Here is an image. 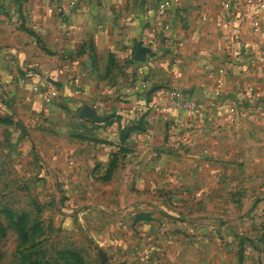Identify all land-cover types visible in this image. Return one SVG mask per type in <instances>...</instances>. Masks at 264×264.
I'll use <instances>...</instances> for the list:
<instances>
[{
  "label": "crops",
  "instance_id": "1",
  "mask_svg": "<svg viewBox=\"0 0 264 264\" xmlns=\"http://www.w3.org/2000/svg\"><path fill=\"white\" fill-rule=\"evenodd\" d=\"M157 2L0 0V85L50 73L52 103L37 95L17 100L37 111L75 117L82 105L112 116L110 124H98L80 110L88 134L82 138L81 127L64 125V140L45 146L63 157L62 179L88 182V198H95L88 207L99 205L102 181L117 182L121 190L119 181L138 178L141 166L156 179L180 181L182 190L195 174L203 197L234 196L241 188L252 201L245 218L246 264H264V9L256 27L237 15L226 20L225 0H173L165 19ZM220 77L222 98L238 107L233 118L211 97ZM144 80L152 90L150 123L145 132L134 127L128 140H120L142 116L137 107ZM172 88L205 102L204 110L163 115L154 105L163 103L161 90Z\"/></svg>",
  "mask_w": 264,
  "mask_h": 264
},
{
  "label": "rangeland",
  "instance_id": "2",
  "mask_svg": "<svg viewBox=\"0 0 264 264\" xmlns=\"http://www.w3.org/2000/svg\"><path fill=\"white\" fill-rule=\"evenodd\" d=\"M37 76L0 85V264H226L230 253V264H246L250 228L245 218L252 201L241 192L244 181H238L234 196L203 197L195 174L182 190L180 181L156 179L141 166L138 178L119 181L121 190L117 182L102 181L99 205L88 207V199L95 200L88 198V182L62 179L63 157L45 147L64 140V125L81 127L82 138L88 134L77 116L83 106L74 117L18 101L37 95L52 103L45 100L54 92L52 75ZM43 76L49 78L36 90ZM142 90L146 98L152 92ZM141 114L120 140H128L134 127L147 130L148 114ZM106 116L95 123L110 124L112 116ZM120 153L121 148L109 170ZM162 154L157 157L163 159Z\"/></svg>",
  "mask_w": 264,
  "mask_h": 264
},
{
  "label": "built area",
  "instance_id": "3",
  "mask_svg": "<svg viewBox=\"0 0 264 264\" xmlns=\"http://www.w3.org/2000/svg\"><path fill=\"white\" fill-rule=\"evenodd\" d=\"M173 8V0H158L157 13L160 18H167ZM264 9V0H225L223 3L224 18L229 20L237 15L238 19L247 20L250 19L251 23L258 27L260 25V14ZM66 25V24H65ZM220 73L225 74L226 71L222 68ZM49 77H41L40 84L35 86L36 90H39ZM222 84L223 78L220 77L217 81L216 87L212 93V99L218 101L222 108L227 110L228 115L233 116L238 113L237 105L232 104L227 99L222 98ZM140 86L144 89L147 86V81L144 80L140 83ZM54 96V92L50 91L45 94V100L51 102ZM163 103L158 106L159 111L166 117H172L174 112L179 110L187 111L192 115L200 114L205 108V102L193 97L191 94L180 89H163L158 95ZM138 109L141 113L147 112L150 107V102L145 95L140 94Z\"/></svg>",
  "mask_w": 264,
  "mask_h": 264
},
{
  "label": "water",
  "instance_id": "4",
  "mask_svg": "<svg viewBox=\"0 0 264 264\" xmlns=\"http://www.w3.org/2000/svg\"><path fill=\"white\" fill-rule=\"evenodd\" d=\"M80 116L83 117V118H87V119H89V120H91L93 122H103V121L107 120L110 117V116H101V115H99L96 112V110H94L90 106H85L81 110Z\"/></svg>",
  "mask_w": 264,
  "mask_h": 264
}]
</instances>
